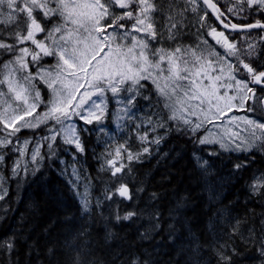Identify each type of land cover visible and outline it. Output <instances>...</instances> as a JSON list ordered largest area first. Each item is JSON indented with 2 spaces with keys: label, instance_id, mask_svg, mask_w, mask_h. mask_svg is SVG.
Masks as SVG:
<instances>
[{
  "label": "snow or ice",
  "instance_id": "obj_1",
  "mask_svg": "<svg viewBox=\"0 0 264 264\" xmlns=\"http://www.w3.org/2000/svg\"><path fill=\"white\" fill-rule=\"evenodd\" d=\"M179 3L180 0H166V3L165 0L159 3L157 0H0V57H9L0 63V132L4 133L0 136V149L12 145L11 137L21 129L34 130L45 125L49 134L41 139L49 141L50 150L60 137L62 144L72 145L76 152L83 153L80 132L104 129L80 128L78 131L73 119L77 118L83 125H103L110 115L109 93L114 105H120L114 110L127 116L136 106L137 97L150 101V95L144 94L148 87L144 82H148L155 90L157 103L168 112L167 121H174L177 130L193 136L209 124L215 126L216 121L234 109L259 112L260 116L255 118L232 115L225 122L237 128L242 123L243 131L247 132L245 137L226 128L225 136L219 139L209 132L197 142L218 143L226 152L250 153L253 158L255 149L264 152V49L260 47L264 34L259 36V42H247L242 51L223 32L208 24L205 12L200 17L201 27H208L207 35L221 44L227 56L234 57L236 63L215 50L205 55L199 45L192 47L179 42L183 24L177 17L183 18L189 8L194 13L198 11L197 0H183L185 6L182 8ZM203 3L224 28L259 29L264 33V22L259 19L243 26L229 25L221 19L224 14L213 0H203ZM244 4L264 14V0H236L227 11L237 15L244 11L238 5ZM161 17L165 23L158 30ZM165 41L175 42V46L165 47ZM46 58H52L54 63L46 67ZM37 81L48 89L47 100L42 97ZM41 105L45 110L37 112ZM49 121L53 123L49 125ZM167 121L161 119L153 124L149 116L147 124L152 125L151 131L155 132L157 128H165ZM138 139L143 145L139 151L133 152L126 143L119 144L114 153H107L101 166L111 173L113 183H119L115 192L126 200L133 196L123 181L127 174L124 170L128 168L130 172L131 162L150 154L146 145H158L163 137L149 140L148 130H145L143 134L138 133ZM29 143L25 140L23 148L13 146L9 151L20 152L23 156ZM40 146L32 152L33 163H37L38 157L43 159ZM125 153L128 164L123 162ZM5 155L0 152V164L5 162ZM198 163L203 166L207 162ZM247 164L245 160L234 167L241 169ZM19 168L20 161L14 160L12 174L17 175ZM73 175L79 180L78 173L74 171ZM70 184L75 187V181ZM2 188L3 177L0 176V190ZM250 189L253 195L264 200V173L253 178ZM6 194L0 191V200ZM105 198L112 197L106 195ZM151 198L156 199V194ZM81 201L83 210L88 211L87 189ZM137 215L129 211L123 217L117 215L116 219L129 221ZM260 223L259 230L249 228L247 237L241 232V238L246 246H256L258 258L264 264V219ZM240 227L241 222L237 221L233 231L238 232ZM140 238L151 239V234L141 233ZM14 250L13 241L0 242V252L11 254ZM49 252L52 253V249ZM218 253V264H233V256L242 255L235 247L231 248V254L222 250ZM73 264H80L79 256ZM126 264L148 262L131 256Z\"/></svg>",
  "mask_w": 264,
  "mask_h": 264
},
{
  "label": "trees",
  "instance_id": "obj_2",
  "mask_svg": "<svg viewBox=\"0 0 264 264\" xmlns=\"http://www.w3.org/2000/svg\"><path fill=\"white\" fill-rule=\"evenodd\" d=\"M259 36L232 33L230 42L242 48L249 41L259 42ZM260 47L264 49V42ZM145 91L158 106L149 87ZM108 96L109 106L112 98ZM136 102L134 116L129 115L118 129L112 125L110 108L103 125H83L77 119L78 131L104 129L80 132L83 153L57 139L52 150L44 147L38 172L8 177L7 194L0 200V242L13 241L15 250L0 252V264H73L77 256L80 264H126L131 256L148 264H218V250L231 254L232 247L242 253L233 256V264H261L256 246H246L241 232L247 237L249 228L260 229L264 202L252 194L250 181L255 171H264L263 157L255 152L254 158L250 153H225L216 146L199 149L188 134L176 131L164 112L168 125L162 130L166 133L162 145L157 151L153 145L150 157L129 165L125 182L133 198L111 204L102 200L110 179L101 168L104 151L118 141L133 152L143 147L138 133L143 134L149 125L140 119L146 120L153 109H142ZM196 152L210 160L207 182L193 158ZM245 160L246 167H234ZM70 181H75V187ZM86 189L88 211L81 201ZM129 211L138 215L129 221L116 219ZM237 221L241 227L234 232ZM141 233H150L151 239L142 240Z\"/></svg>",
  "mask_w": 264,
  "mask_h": 264
},
{
  "label": "rangeland",
  "instance_id": "obj_3",
  "mask_svg": "<svg viewBox=\"0 0 264 264\" xmlns=\"http://www.w3.org/2000/svg\"><path fill=\"white\" fill-rule=\"evenodd\" d=\"M157 2L159 3V0H157ZM220 2H222L223 4H225L227 6L229 5L230 7H232L233 3H235L236 0H221ZM165 3H166V0H165ZM197 4H198V11L197 12L194 13L189 8V10L184 13L183 18L177 17V19L181 20V23L183 24V28L181 29V32H182L181 37H182V39L178 38L179 42L182 43L183 45L192 46V47H196L197 45H199V50L204 51L205 55H207L208 52L215 50L216 52L220 53L221 56L226 57L227 60H230L233 64H235L236 63L235 58L234 57H228L226 52H225V49L222 47V45L221 44H217L216 41L212 37H210V39L212 41H214V42L209 41L208 38L207 39H200L199 35H197V33H198L197 31L198 30H200L201 33L203 32L201 29H199V27H195V25H194L195 21H198V24H201L200 17H202V16L199 14L200 13L199 12L200 6H199L198 1H197ZM244 5H246V4H244ZM184 6L185 5L183 3V0H180L179 7L182 8ZM164 23H165V20H164L163 17H161L160 18V23L158 25V30H159V27L161 25H163ZM191 26H193V28H191ZM203 28L208 30L207 26H205ZM185 32H187V35H188L187 38H184V35H186ZM205 40L208 42L207 44L203 43V41H205ZM164 46L165 47H174L175 46V42L165 41L164 42ZM245 46L247 47V45H245ZM245 46H242V48H240V49L243 51L246 48ZM8 58L9 57L7 55L3 56V57H0V63H2L4 60H6ZM245 59H247V58H245ZM46 61H47V63L45 64L46 67L50 66L52 63H54V60H52V58H46ZM33 71H35V69H33ZM241 71H243V70L241 69ZM213 74H216V73H213ZM144 83L148 84V87L151 90V92L153 93L154 98L158 99V97L156 96V93H155V90H154L153 86L150 83H148V82H144ZM37 87L40 89L42 97H44V99L47 100L48 97H49V92H48V89L46 88V86L37 81ZM144 94L145 95H150V93L148 91L147 92L144 91ZM137 100H139L140 104L143 106L142 109L145 108V107L146 108L151 107V109H153L151 114L149 115V116H151L153 124H155V122H157L158 120L164 119L162 117V112H164V114H165V116L167 118L168 112H167V110L162 108V104L161 103H159L158 106H156V105H154L153 102L146 101L143 98L140 99L139 97H137ZM249 103L251 104L252 102L249 101ZM137 104H138V102H136V106H137ZM156 104H157V102H156ZM119 107H120V105H114L113 100H112L111 105L108 106V108H110L109 110L112 111L111 112L112 125L116 129H118L121 124H123L125 119L129 118L128 117L129 115H130V117H133L134 114H135V107H133L131 109V112L127 116H125L123 114H118L114 109H117ZM44 110H45L44 105H41L37 109V112H43ZM259 114H260L259 112H257V113H246L243 110L237 111V110L234 109L231 113H228L222 120L216 121L215 122V126L213 124H209V125L206 126V129L202 128L199 132L196 133L195 136H193L190 132H186V131L184 132L183 130H176V131H180V133L183 134V135L184 134H188V137L191 138L192 140H194L196 147L199 148V149H201L202 146H216L219 150H221L222 152H225V153H234L236 155L248 154V153H245V152H237V151L226 152V151H224L223 149L220 148L218 143L200 144L197 141H198V139L200 137L208 136L209 132L215 134V138L219 139V138L225 136V129L226 128H231L233 131L239 132L242 137H245V136H247V132L243 131L244 125L241 123L239 128L235 127V124L228 125V124L225 123L227 121L228 117L232 116V115H236V116L249 115L250 117H254L255 118L257 116H260ZM148 117H147V119H148ZM147 119L144 120V119L141 118L140 120H143L142 122L147 124ZM192 119L195 121V117H193ZM72 122L76 123L77 122V118H74ZM172 122H174V121H172ZM52 123H53L52 121H49V125H51ZM236 123H240V122H236ZM147 125H149V124H147ZM167 125L168 124H166V127H167ZM174 125H175V122H174ZM57 127H59V126H57ZM151 127H152V125H149V127H148V132L152 133V135L149 137V140H152L156 136L163 137L166 134L165 132L162 131L166 127L165 128H157L155 132L151 131ZM0 128H2V125H0ZM137 129H139V128H137ZM109 133L110 132L107 131V135H109ZM48 134L49 133L47 132V126H45V125H41L40 128H37V129H34V130L33 129H29V128H24V129H21V131L19 133H17L16 136L11 137V139L13 141L12 145H9L8 148H6V149H0V152L6 153L5 162L3 164H0V176L3 177V188L0 191L6 192V187H7V183L6 182L8 181V177H10L11 179H14V178H16V177H18L20 175L24 176L28 171H30L32 174H35L36 172H38L41 169L42 164H43V159H40L38 157L37 163H33L32 159H31V156H32L33 150L36 147L40 146V145H42V146H40V155H41L44 147L47 146V144L49 143V141H44L41 138L43 136H45V135H48ZM2 135H4V133L0 132V136H2ZM17 137L19 138L18 140H17ZM109 137L112 139V135L109 136ZM57 139H59L61 141L60 137H57ZM25 140H29L30 143L27 145L25 154L23 156H21L20 152H11V151H9L13 146H15L17 148H23ZM111 141H113V143H115V139H112ZM118 142H119V144H122L120 141H118ZM119 144H117V145H119ZM117 145H113V147L111 146L109 150H107V151L105 150L104 151V154H103V156L100 159L101 160V166L104 165V163H105V159L107 157V153L109 151H112L114 153V149H115V147ZM153 145H154V150L157 151L159 146L162 145V142H160L158 145L157 144L146 145V146H148L150 148V154H145L148 157H150L152 155L151 147ZM69 146H72V145H69ZM72 147L74 148V146H72ZM254 152L261 153L263 155L262 157L264 159V152H261L258 149H255ZM193 154H194L193 158H194V160L196 162L197 167L204 171L202 173L203 180L207 182V180H208V176L207 175L210 173V160L206 156L202 155L200 152H196V153H193ZM124 155H125V159L123 160V162L125 164H128L129 162L126 159V153ZM14 160H19L20 161V168H19V171H18L17 175H13L12 171H11V168L13 166V161ZM198 161H201V162L206 161L207 163L203 164V166H201V164L198 163ZM119 163H120V161L117 162V164H119ZM36 169H39V170L36 171ZM104 171H106V170H104ZM107 172L110 175V179L108 180V187L103 189L102 200H104V199L108 200L109 203L111 204L113 202H116L117 200H123L124 198L120 197L118 195V193L115 192V189L117 187H119V183H113L112 178H111V173L109 171H107ZM124 172L127 173L126 175L123 176V181L125 182V181L128 180V176H129L130 172L128 171V168H126L124 170ZM262 173H264V171H255L254 174L252 175V178H251V181H250V185L253 183V178L254 177H259ZM106 195H111L112 198L111 199H106L105 198ZM95 199H98V198L96 197ZM262 201L264 202V200H262ZM262 219H264V211L261 214V220ZM260 228H261V223H260ZM260 262H261V259H260Z\"/></svg>",
  "mask_w": 264,
  "mask_h": 264
},
{
  "label": "flooded vegetation",
  "instance_id": "obj_4",
  "mask_svg": "<svg viewBox=\"0 0 264 264\" xmlns=\"http://www.w3.org/2000/svg\"><path fill=\"white\" fill-rule=\"evenodd\" d=\"M200 6V10H199V14L201 16H204L205 12H207V20H208V24H210L212 27H216L218 32H223L224 35L228 38V40L230 41V34L232 33H238V34H242V33H250V32H256L260 35L264 34L261 32V30H254V31H247V32H232L227 30L226 28H224L222 25H220L218 23V21H216L207 11V9L204 7V5L200 2V0H197ZM221 0H213V3H215L217 5V7L220 9V11L224 14L221 19L224 21V23H228L230 24H237L238 26H243L246 25L248 23H254L257 19L261 20L262 22H264V14H258L257 12H255L252 9H248L247 5H238V7H243L244 11L243 12H239L237 15H234L231 12H228L227 9L230 7L229 5H225L222 2H220ZM255 7V6H254ZM195 27H199V29H201L203 32L201 33L200 30H198L197 35H199L200 39H207L211 42H214L210 39L211 36L207 35L208 30L201 27V24H198V21H195L194 23ZM191 28H193V26H191ZM186 35H184V38H187V32H185ZM197 37V36H196ZM180 39H182V37H179Z\"/></svg>",
  "mask_w": 264,
  "mask_h": 264
},
{
  "label": "water",
  "instance_id": "obj_5",
  "mask_svg": "<svg viewBox=\"0 0 264 264\" xmlns=\"http://www.w3.org/2000/svg\"><path fill=\"white\" fill-rule=\"evenodd\" d=\"M200 2L204 5V7H205V8L207 9V11L209 12V14L215 19V16H214V14L212 13V10L209 9V8H207V6L203 3V0H200ZM215 20H216V19H215ZM216 21H218V20H216ZM218 23H219L220 25L223 26V24H222L220 21H218ZM230 25H231V24H230ZM226 29L229 30V31H232V32H247V31L258 30V29L247 30V29H243V28H239V29H237V30H233L231 27L226 28Z\"/></svg>",
  "mask_w": 264,
  "mask_h": 264
}]
</instances>
